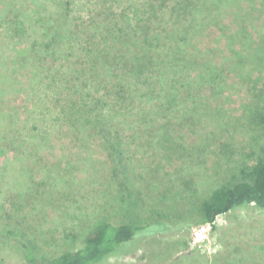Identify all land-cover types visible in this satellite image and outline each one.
Instances as JSON below:
<instances>
[{"label": "rangeland", "instance_id": "rangeland-1", "mask_svg": "<svg viewBox=\"0 0 264 264\" xmlns=\"http://www.w3.org/2000/svg\"><path fill=\"white\" fill-rule=\"evenodd\" d=\"M69 1L70 16L78 22L93 17L131 24L145 18L149 3ZM65 2L0 0V150L8 155L0 156V264H40L28 261L26 248L6 233L21 219L22 240H33L38 259L79 247L89 228L105 218L125 221L127 202L118 193L121 180L113 183L103 140L97 134L92 138L77 133L66 136L58 112L66 93L49 97L42 85L43 67L68 64L66 58L57 61L29 51L28 61L22 63L21 54L14 63L16 42L22 47L44 40ZM221 16L223 31H211L206 40L213 47L212 61L224 65L225 72L212 71L213 84L203 83L202 95L196 96L199 107L193 108L200 117L193 127H184L182 134L192 142L193 131L217 132L218 127L225 131L221 141L228 145L226 153L221 158L213 154L206 163H197L203 158L195 156L182 161L168 150L165 133L154 134L156 122L144 136L134 141L124 138L135 188L144 200L139 216L167 222L170 230L139 234L96 264H264V208L254 204L235 207L218 215L211 227L191 215L192 211L186 214L192 198L183 203L172 197L177 194L184 199L194 189H210L218 181L220 161L234 162L242 147L254 145L243 136L245 129L239 127L234 133L228 117H238L252 99L264 106V0H232ZM232 50L247 58L242 72L228 76L226 57ZM197 70L206 71L202 65ZM174 129L170 133L178 134ZM124 133L132 134L128 128ZM172 202L176 208L171 210ZM188 215L194 217L187 221Z\"/></svg>", "mask_w": 264, "mask_h": 264}, {"label": "trees", "instance_id": "trees-1", "mask_svg": "<svg viewBox=\"0 0 264 264\" xmlns=\"http://www.w3.org/2000/svg\"><path fill=\"white\" fill-rule=\"evenodd\" d=\"M231 1L149 0L145 18L131 24L93 17L78 22L70 16V1L67 0L44 40L22 44V47L16 42L15 64L20 61L21 54L22 63L28 61L29 51L52 56L57 61L60 57L66 58L68 64L43 67L42 85L49 97L66 93L65 102L58 111L66 136L77 133L80 137L92 138L95 134L101 137L111 160L113 183L121 180L118 193H122V200L127 202L125 221L105 218L89 228L79 247L66 249L51 258L38 259L33 240H22L21 219L6 233L26 248L28 261L96 264L119 251L118 247L129 245L139 234L146 236L170 230L167 222L139 216L138 210L144 200L135 188V176L123 140L134 141L144 136L156 122L154 134L159 132L160 137L165 133L163 138L168 150L179 155L182 161L195 156L203 158L197 163H206L211 155L221 158L226 153L228 145L221 141L225 131L218 127L217 132L193 131L196 136L192 142L186 141L182 133L184 127H193L200 117L193 108L199 107L196 96L202 95L203 83L212 85V73L225 72L224 65L212 61L213 47L208 45L206 38L211 31H223V7ZM240 55V51L232 50L226 57L230 65L228 76L244 70L247 57ZM199 65L206 71L198 72ZM254 102L252 99L245 105L249 108L242 109L238 117L232 116V120L228 117L235 126L234 133L239 127L245 129L243 136L247 135L245 139L254 145L249 149L242 147L234 162L220 161L218 181L210 189L200 192L194 189L184 199L177 194L172 196L183 203L192 198L186 214L192 211L191 215H198L201 222L211 227L218 215L235 207L254 204L264 208V106ZM129 122H135L134 126L127 127ZM141 122L143 125L138 127ZM172 127L178 134L170 133ZM124 128L132 134L127 136ZM0 156L8 155L1 149ZM168 207L176 208L173 202ZM149 210L152 213V209ZM188 216L187 221L194 217Z\"/></svg>", "mask_w": 264, "mask_h": 264}]
</instances>
